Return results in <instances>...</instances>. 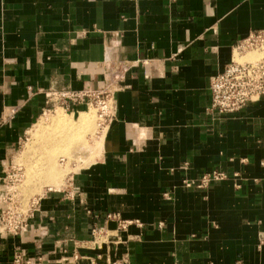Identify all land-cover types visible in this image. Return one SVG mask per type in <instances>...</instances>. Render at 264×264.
I'll return each mask as SVG.
<instances>
[{
    "label": "crops",
    "instance_id": "1",
    "mask_svg": "<svg viewBox=\"0 0 264 264\" xmlns=\"http://www.w3.org/2000/svg\"><path fill=\"white\" fill-rule=\"evenodd\" d=\"M259 31L264 0H0V197L47 92L103 90L112 62L132 64L99 161L38 198L23 232L0 234V264L17 250L31 264H264V97L208 111L211 78ZM215 171L227 179L185 188Z\"/></svg>",
    "mask_w": 264,
    "mask_h": 264
},
{
    "label": "built area",
    "instance_id": "2",
    "mask_svg": "<svg viewBox=\"0 0 264 264\" xmlns=\"http://www.w3.org/2000/svg\"><path fill=\"white\" fill-rule=\"evenodd\" d=\"M264 48V32L252 34L247 40L242 42L236 50L244 54L251 50ZM132 64L127 61H114L110 64L109 85L103 90H93L86 88L83 91L74 90H49L47 92V103L52 105V109L62 108L66 111L75 110L78 107L106 108V104L111 100L112 95L120 89L125 81ZM211 102L208 111L219 117L237 114L247 108L249 105L259 102L264 97V59L256 64H239L234 60L228 65L223 73L211 78L210 81ZM103 106V107H102ZM46 113V112H45ZM227 179L223 172L215 171L203 175L197 180L184 182L185 188H196L204 190L210 187L212 183L221 182ZM37 204V200L32 202L29 210L24 214L12 207L3 210L0 217V234H18L27 228L25 218L31 211V208ZM13 205V203L11 204ZM107 219H116L119 230H127L133 224L139 227L142 225L139 221H124L119 219L118 215H109ZM111 236L105 228L92 229V242L97 247H102L110 243ZM12 264H31L27 260L22 250H17L13 256ZM114 264H124L121 261Z\"/></svg>",
    "mask_w": 264,
    "mask_h": 264
},
{
    "label": "rangeland",
    "instance_id": "3",
    "mask_svg": "<svg viewBox=\"0 0 264 264\" xmlns=\"http://www.w3.org/2000/svg\"><path fill=\"white\" fill-rule=\"evenodd\" d=\"M259 32L263 33L264 31H259ZM262 52H264V49L261 50V52L259 50L247 52L246 54L248 56L245 54L246 57H242V55H240L241 56L240 57L238 55L236 57L237 59L235 60V62H238V63L249 62L250 58H251V57L249 58L250 54L257 53V54H261V57H262L263 56ZM238 57H240V58L238 59ZM242 58H243V60H241ZM262 58L257 59V60L254 59L255 60L254 62H252V61H250V62L257 63V62H260L261 60L264 59V58L263 59ZM237 60H240L241 62H239ZM104 110L105 111H102V109L98 108L97 106L90 107V108L82 107V108H77L75 110H71V111H67V112L61 108H58L56 110L52 109V111H47L46 114L41 113L39 116H37V118L34 119V122L32 123V125L30 127V129L31 128L32 129L30 130L29 133L26 134V136L23 138V140L17 146L15 153H14V156L7 163V168H6V172L4 175V179L2 180L3 191H1V194L3 196L0 197V207H2L1 208V214H2L3 210H7L9 208L12 209V207L16 211L18 209L19 211H22L25 214L29 210V208L31 207L32 202L36 201L38 198L42 197L45 193L48 192V190H50L52 188H53L52 190H63L65 188H67V186L69 185V183L71 182V180L73 179V177L77 173L84 171L89 166H91L92 164L99 161L100 158L98 159V156H99V151H100L101 136H102L104 129H108V127H107L108 120H109L108 118H112V115H113V103H112V101L108 102L106 104V108ZM57 113H58V115L59 114H64V115L66 114L69 117V119H71L73 122H77L82 114L83 115H86V114L90 115V117H91L90 121H92V122H93V119L95 118L94 119L95 124L90 122L91 124L88 123L87 127H85L86 125L83 126L86 131L84 130V132H83L84 134H82V135L85 137L86 143L83 142V140H84L83 139L82 142L80 140L79 145H77V143H78L77 142L76 145L74 144V146H72V147H71V145L66 146V147H68V150L65 147L62 148L63 150L60 147L56 148V150H55L54 147H56V146L54 145V143L57 141L58 143L60 142L62 145L63 140L65 139V138L64 139L61 138L62 136H58L56 134V131L54 130V128L56 129V127L54 125V121H52V120H55L54 117H57ZM43 118H46L45 121H43ZM47 123L48 124L51 123V124L48 125ZM34 124H35V126H33ZM44 125H45V127H44ZM92 125H94V126H92ZM46 126H49V127H46ZM35 127H36V129H35ZM69 127L70 126L66 127L67 129L64 128V129H66L65 132L71 133L72 129ZM84 128H82V129H84ZM88 129H89V131H88ZM32 130H35V133L37 131L38 132L36 134H34V131H32ZM86 133H87V135H86ZM32 134H34V136ZM56 135H57V137H59L58 139L55 138ZM64 135H66V134H64ZM42 137H44V138H42ZM64 137H66V136H64ZM36 138H38V139H36ZM51 142H53V143H51ZM46 143L49 144V146L51 148L53 147V150L49 151V153H47V154L42 153V150H41V148L44 146V144L46 145ZM83 143L86 145V147H83V149H81V146L83 145ZM87 144H88V146L89 145L90 146L88 147ZM40 145H42V147ZM31 147H33V149ZM73 149L76 150L75 153L77 154V156L74 157L75 159L71 156V152L74 151ZM56 151H58V152H56ZM65 151H68V152H65ZM66 153L69 155H67ZM78 153H80V155H78ZM63 154H65V156H63ZM81 155L83 158L80 157ZM85 157L86 158L88 157V158L86 159ZM42 158H43V160L41 161ZM72 158L74 159V162H73ZM50 159L55 160V164L57 162V164H56L57 170L60 173H62V177H63L62 179L63 180L60 182V184L58 183V185H56V186H54L55 184L54 185L53 184H49V185L46 184L48 186H45L44 184L41 185V184L36 183L37 182L36 177L38 176V174L35 171L38 168H40L41 166L44 168L45 165L47 164V161ZM76 159H77V161L80 160V162L75 161ZM58 162H59V164H58ZM34 163L37 165H35ZM61 164H62V166H61ZM59 165H60V168H59ZM30 168H32L35 173ZM61 169H63V171ZM28 174L30 176H26ZM27 178H29V179L31 178L30 181L32 183L29 181V179L27 180ZM27 181H28V183L29 182L30 183L29 184L26 183ZM35 184H38V185H35ZM43 185L45 187V188H43L44 192L40 191V193L39 192L36 193L39 189H42ZM37 186H39V187H37ZM59 186H60V188H59ZM29 188H30V190H29ZM32 193H34V194H32ZM12 203H13V205H11ZM72 263L73 262H69L67 264H72Z\"/></svg>",
    "mask_w": 264,
    "mask_h": 264
},
{
    "label": "bare ground",
    "instance_id": "4",
    "mask_svg": "<svg viewBox=\"0 0 264 264\" xmlns=\"http://www.w3.org/2000/svg\"><path fill=\"white\" fill-rule=\"evenodd\" d=\"M264 49V48H263ZM263 49H257V50H259L260 52H261V50H263ZM256 50V51H257ZM252 51H255V50H251V51H248V52H252ZM237 53V54H236ZM247 53V52H246ZM246 53H244V54H240L238 51H236L235 52V54L236 55H238V54H240V55H242V56H244ZM263 54V58H264V52H262ZM249 54V53H248ZM237 57V56H236ZM241 57V56H240ZM240 57H238V59L240 58ZM251 57V58H250ZM261 57V54H257V53H252V54H250V56H249V58H250V61H252V62H254L255 60H257V59H260V58H262ZM262 58V59H263ZM237 59V58H236ZM235 59V60H236ZM255 59V60H254ZM234 60V61H235ZM241 60H243V58L241 59ZM247 60V59H246ZM249 60V59H248ZM237 61H239V62H241L240 60H237ZM246 62V63H252V62ZM262 61V60H261ZM260 61V62H261ZM236 63H238V62H236ZM257 63H259V62H257ZM239 64H245V63H239ZM253 64H256V63H253ZM64 110V109H63ZM66 111V110H65ZM105 111V110H104ZM67 112V111H66ZM60 113V112H59ZM64 113V112H63ZM83 115V114H82ZM81 115V116H82ZM80 116V118H79V120L77 121V122H73L71 119H69V117L65 114H59L58 115V113H57V117H54V119L55 120H52V121H54V125H55V127H56V129L54 128V130L56 131V134L58 135V136H62L61 138H65L64 140H63V144L61 145V143L59 142H55L54 143V145L56 146V147H54L55 148V150H56V148H58V147H60L61 149L62 148H67V150H68V147H66V146H70L71 145V147L72 146H74V144L76 145V143H77V145H79V143H80V140H81V142H82V140H83V142L84 143H86V141H85V137L82 135V134H84L83 132H84V130H85V128L83 127V126H85V127H87V124L88 123H90V122H92V121H90V115H83L82 117ZM45 119L46 118H43V121H45ZM95 119V118H94ZM94 119H93V124H95L94 123ZM49 122V121H48ZM43 123V122H42ZM39 124V123H38ZM41 124V123H40ZM46 124V123H45ZM48 124V123H47ZM51 123H49L48 125H50ZM91 124V123H90ZM43 125V124H42ZM52 126V125H51ZM68 126H70L69 128H71L72 129V131H71V133H67V132H65V130L67 129L66 127H68ZM76 126V127H75ZM90 126V125H89ZM92 126H94V125H92ZM44 127H45V125H44ZM46 127H49V126H46ZM42 128V127H41ZM53 128V127H52ZM64 128H66V129H64ZM68 128V129H69ZM82 128H84V129H82ZM92 128V127H91ZM35 129H36V127H35ZM44 129V128H43ZM47 129V128H46ZM64 131H63V130ZM82 129V130H81ZM94 129V128H93ZM41 130V129H40ZM39 130V131H40ZM62 130V131H61ZM32 131H34V134H36L35 133V130H32ZM31 131V132H32ZM86 131V130H85ZM88 131H89V129H88ZM41 132V131H40ZM51 132V131H50ZM33 133V132H32ZM34 134H32L33 136H34ZM64 134H66V135H64ZM93 134V133H92ZM41 135V134H40ZM57 135H56V137L55 138H59V137H57ZM86 135H87V133H86ZM50 136V135H49ZM64 136H66V137H64ZM68 136V137H67ZM42 138H44V137H42ZM36 139H38V138H36ZM56 139V140H57ZM44 140V139H43ZM45 141V140H44ZM35 142V141H34ZM62 142V141H61ZM49 143V142H48ZM51 143H53V142H51ZM83 143V145L81 146V149H83V147H86V145ZM88 143V142H87ZM35 144V143H34ZM33 146V145H32ZM41 147H42V145H40ZM87 146H88V144H87ZM90 146V145H89ZM88 146V147H89ZM32 149H33V147H31ZM70 149V148H69ZM41 150H42V153H45V154H47V153H49V151H52L53 150V147L51 148L50 146H49V144H47L46 143V145L44 144V146L41 148ZM63 150V149H62ZM74 150V149H73ZM88 150V149H87ZM86 150V151H87ZM36 151V150H35ZM59 151V150H58ZM58 151H56V152H58ZM61 151V150H60ZM75 151L76 150H74L73 152H71V156L74 158L75 156H77V154L75 153ZM85 151V150H84ZM83 151V152H84ZM63 152V151H62ZM65 152H68V151H65ZM64 152V153H65ZM79 152V151H78ZM81 153V152H80ZM80 153H78V155H80ZM56 154V153H55ZM54 154V155H55ZM61 154V153H60ZM67 154V153H66ZM57 155V154H56ZM67 155H69V154H67ZM83 155V154H82ZM82 155L80 156V157H82ZM59 156V155H58ZM63 156H65V154H63ZM70 156V157H71ZM34 157V156H33ZM42 157V156H41ZM89 157V156H88ZM87 157V158H88ZM40 158V157H39ZM72 158V160H73V162H74V159ZM83 158V157H82ZM86 158V157H85ZM84 158V159H85ZM86 158V159H87ZM37 159V158H36ZM65 159V158H64ZM71 159V158H70ZM43 160V158L41 159V161ZM65 161V160H64ZM63 161V162H64ZM75 161H77V159L75 160ZM77 162H80V160L79 161H77ZM46 163V162H45ZM68 163V162H67ZM35 164V163H34ZM56 164H57V162H56ZM55 164V160H48L47 161V164L45 165V167L43 168L41 165V167L40 168H36L37 170L35 171L37 174H38V176L36 177V183H38V184H44L45 186H48L49 184H55L54 186H56V185H58V183L60 184V182L63 180L62 178V173H60L58 170H57V165ZM58 164H59V162H58ZM63 164V163H62ZM62 164H61V166H62ZM35 165H37V164H35ZM78 165V164H77ZM90 165V164H89ZM33 168V167H32ZM32 168H30V169H32ZM59 168H60V165H59ZM64 169V168H63ZM63 169H61L62 171H63ZM33 170V169H32ZM65 170V169H64ZM29 172V171H28ZM33 172H34V170H33ZM34 172V173H35ZM69 173V172H68ZM64 174V173H63ZM26 176H30L29 174L28 175H26ZM64 176V175H63ZM33 177V176H32ZM29 178H27V180H28ZM31 179V178H30ZM30 179H29V181H30ZM31 182V181H30ZM29 182V183H30ZM35 182V181H34ZM26 183H28V181L26 182ZM28 183V184H29ZM32 183V182H31ZM38 184H35V185H38ZM46 184H48V185H46ZM31 185V184H30ZM44 185L42 186V189H39L36 193H40V191H43V188H45L44 187ZM37 187H39V186H37ZM51 187V186H50ZM53 187V186H52ZM59 188H60V186H59ZM35 189V188H34ZM53 189V188H52ZM52 189H50V190H52ZM29 190H30V188H29ZM36 190V189H35ZM32 192V191H31ZM44 192V191H43ZM32 194H34V193H32Z\"/></svg>",
    "mask_w": 264,
    "mask_h": 264
}]
</instances>
